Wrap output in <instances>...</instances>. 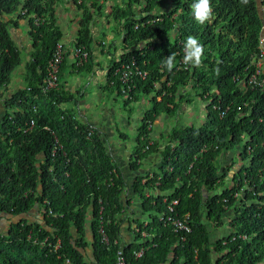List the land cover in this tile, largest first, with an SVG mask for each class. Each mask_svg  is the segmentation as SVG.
Here are the masks:
<instances>
[{"label": "trees", "instance_id": "1", "mask_svg": "<svg viewBox=\"0 0 264 264\" xmlns=\"http://www.w3.org/2000/svg\"><path fill=\"white\" fill-rule=\"evenodd\" d=\"M61 1L0 0V223L1 215L20 216L0 230V264H118L120 258L126 264H264V83H248L259 59L264 0H211L213 16L205 24L194 18L195 0H72L80 12L74 44L88 52L73 67L91 65L92 30L102 15L123 45L102 89L123 96L126 105L140 96L153 105L140 119L130 183L109 133L78 113L85 91L62 81L68 47L57 85L46 88L64 35L56 10ZM22 22L32 47L24 86L17 88L13 73L24 50L13 32ZM189 36L203 46L198 67L180 65ZM107 37L99 43L110 52ZM126 66L133 74L123 82L118 69ZM190 97L205 106L202 123L173 126L163 146L151 142L150 124L176 115L183 102L192 105ZM154 152L160 159L143 182L141 168ZM131 191L144 216L133 220L135 240L125 243ZM174 199L179 203L170 212ZM168 212L188 213L191 232L166 223Z\"/></svg>", "mask_w": 264, "mask_h": 264}, {"label": "rangeland", "instance_id": "2", "mask_svg": "<svg viewBox=\"0 0 264 264\" xmlns=\"http://www.w3.org/2000/svg\"><path fill=\"white\" fill-rule=\"evenodd\" d=\"M70 1L72 2V0H62L56 7L58 13V23H61L63 25L65 31H69L72 28V19L75 18V12H77L76 16H78L79 13V10L76 8V6V9L73 8L72 4L74 3H70ZM113 1L120 2V0ZM63 7L65 8L64 10L62 9ZM105 20L106 18L101 15L98 16L96 21L94 22V27L99 26L103 28V31H101V34L103 35L108 34L109 32H113V24L110 26V28H107L108 22ZM15 33L16 34L14 35V38L17 40L20 48L24 50L23 63L13 73L12 86L18 88L24 86L23 78L26 72L25 66L29 58L28 51L32 47V41L28 34V31L24 33L21 31ZM74 49L75 47L72 49L71 53L74 54L73 61L78 65V62L81 60V57H75ZM68 64L69 61L67 60L66 67L64 68V70L68 71L67 73L72 74L74 68L71 66L72 68L69 67L68 69ZM77 70L79 71L80 69ZM82 71L85 72L86 70ZM79 78H82V88L83 90H86L85 93L88 97V102L92 106L89 109V112L95 115V119L98 122L97 124L101 125V128L102 126H105L108 129V135L111 138L110 142H114L116 144L113 148L114 156H117L119 154L123 155L125 151L124 147L125 149L128 148L129 150L134 152L136 150L135 148L137 145L136 138L140 133L138 130V127H140L141 125L140 119L142 118L146 110L152 108V102H150L148 98H143V96H140V100L137 103H131V105H126L124 103L123 96L114 97L115 94L112 96L108 94V91L103 93L100 88V86L102 85V81L94 83L93 79L86 75H81L80 72H77L73 75H68L67 78L65 77V80L69 79L70 82L73 84V80L77 82ZM192 97H190L192 100V105H185V102H183L181 104L180 109L176 112V115H160L155 119V121L153 122V128L152 130H150L151 142L152 140H158L163 146L168 141L167 135L169 134L173 126L182 127L187 124L200 125L202 123V121L205 119V106L200 104V99L197 100L196 98ZM4 109L5 102H3V98L0 97V114L4 112ZM78 113L81 115L80 108H78ZM121 132L126 133L129 138L127 140H122L120 137ZM146 165L147 164H144L143 167L145 168ZM235 165H238L236 158ZM146 176L147 175H143V178L147 179ZM32 213L35 214L34 217L42 219V214L38 211V208H35ZM9 219H20V216L17 218H11L9 215H1L0 230H2L3 232L7 231L8 229V226L10 224Z\"/></svg>", "mask_w": 264, "mask_h": 264}, {"label": "crops", "instance_id": "3", "mask_svg": "<svg viewBox=\"0 0 264 264\" xmlns=\"http://www.w3.org/2000/svg\"><path fill=\"white\" fill-rule=\"evenodd\" d=\"M70 3H72V2L70 1ZM72 6L74 9L77 8V7L75 8V4H72ZM62 9L64 10L65 8L63 7ZM57 15H58V13H57ZM76 15H77V12H75V18L72 19V24H74V25H72V28L69 31H65L63 25L61 23H59L60 27L62 28L63 34H64L63 40L66 43V47H68V54L66 57L67 60L69 61L68 69L71 66L73 67V64L75 63L73 61L74 54H72L71 51L76 46L74 44V41L77 38L78 31H79L78 21L80 18V16H79L80 12L78 13V16H76ZM22 23H23V25L21 26V28L18 30H15L13 32V35L16 34L15 32H20V31L23 33L27 32L28 27L24 24V22H22ZM92 31H93V35H94V43L91 44V47H90L89 63H91V65L88 66L86 69L82 68L79 71L73 67L74 70H73L72 74L67 73L68 71L63 70L64 71V75L62 77L63 82L66 84L67 88L71 89L72 91L82 89V84H81L82 78H79L77 80V82L75 80H73V84H72L69 79L65 80V77L67 78L68 75H73V74H76L77 72H80L81 75H86V76L90 77L91 79H93L94 83L95 82L98 83V82L102 81V85L100 86V88H101L102 92H105L102 88L104 86L103 84H104L106 77H107L108 65L111 63V60L114 57L119 56L121 51H122L123 45L119 42V37H116V35H114L115 33L113 34L112 32L111 33L109 32V34H107L108 35V37H107L108 43L107 44L111 43V46H110V50H109L110 52H105L108 50V47L105 48L104 49L105 51H104L103 48L100 46V43H99V42H101L100 41L102 38L101 31H103V28L96 26V27H93ZM263 35H264V27H263ZM114 39H115V45L113 46L112 40H114ZM65 66L66 65H64V68H65ZM82 70H86V71L83 72ZM82 91L86 92V90H83V89H82ZM79 104H80L79 105L80 112H81L82 116L84 117V119L93 122L95 125L101 126V125L97 124L98 122L95 119V115L89 112V109L92 106L88 102V97L86 96V93H85V96L83 97L82 101H80ZM102 129L104 131L108 132V129L105 126H102ZM115 145H116L115 143H113V145H112L113 155H114L113 148L115 147ZM117 146H118V144H117ZM124 150L125 151H124L123 155L119 154L117 156L115 155L114 157L117 159V161L120 164L121 172L125 176L126 180L130 183L131 180L135 176V172L132 171L131 166L129 164V161L134 156H132L133 152L131 150H129L128 148L125 149V147H124ZM159 159H160L159 153H157V152L151 153L148 156V160H147L150 162L147 163L145 168L144 167L141 168V174L147 175L145 173H147V171L152 169V167H154V163L158 162ZM146 180H147L146 178H143L142 181L144 182ZM146 195H150L149 191L146 192ZM130 198H131V205L127 206V209H126L127 212L124 215V220H123V224H122V226H123L122 227V240L125 243H131L135 240V233L133 231L134 230V224H132L133 220L137 217H143L144 216V215L142 216V206H141L140 197L137 194H135V192L131 191L130 192Z\"/></svg>", "mask_w": 264, "mask_h": 264}, {"label": "built area", "instance_id": "4", "mask_svg": "<svg viewBox=\"0 0 264 264\" xmlns=\"http://www.w3.org/2000/svg\"><path fill=\"white\" fill-rule=\"evenodd\" d=\"M263 14H264V6L262 7ZM156 19H148L146 24H150L151 22L155 21ZM138 27V26H137ZM75 57H81V60L78 62L79 64L82 63L83 61L88 59V52L83 48H77L75 47ZM259 59L255 61V67L252 70L249 78H248V83L253 86H261L264 83V79L261 77V75L264 73V35L262 34L261 40H260V46H259ZM66 55V43L64 40L59 41L57 43L55 52L53 54V57L50 62V69L47 77V82H46V88H54L57 85V82L59 81V72L61 68V64L65 58ZM180 65H183L184 67L187 66V64L184 63V57L181 59ZM127 67V66H126ZM121 72V80L123 82H127L130 80L131 75L133 72L130 70L129 66L127 68H123ZM137 73L141 74L143 77L147 75V71H141L138 67H136ZM31 125H34V121L31 122ZM152 127L153 124H150ZM216 146L215 148H217ZM179 200L174 199L168 206V210L170 212H175V206L178 205ZM189 214L187 213L186 216L184 217H177L175 215L169 214V212L164 216H162V219H166V223H171L172 226L176 231H181L185 234L191 232L192 228L189 222ZM104 233V232H103ZM105 239H107V236H104ZM121 253V252H119ZM143 253V249L140 251L136 252L138 256H141ZM118 264H126L125 261L120 258Z\"/></svg>", "mask_w": 264, "mask_h": 264}, {"label": "clouds", "instance_id": "5", "mask_svg": "<svg viewBox=\"0 0 264 264\" xmlns=\"http://www.w3.org/2000/svg\"><path fill=\"white\" fill-rule=\"evenodd\" d=\"M244 2H246V0H244ZM263 6L262 4L261 9ZM190 7L193 10L195 20L199 24H205L206 22L211 23V18L213 16L211 0H195ZM262 15H264L263 10ZM202 55L203 46L195 37L189 36L185 44L184 63L198 67L201 64ZM166 67L168 71H172L174 67V55H169L166 61Z\"/></svg>", "mask_w": 264, "mask_h": 264}]
</instances>
